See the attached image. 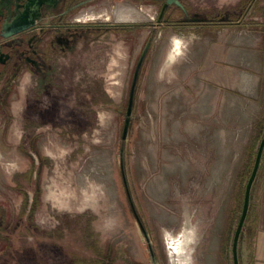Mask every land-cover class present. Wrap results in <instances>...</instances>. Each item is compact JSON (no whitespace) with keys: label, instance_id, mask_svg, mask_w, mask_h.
I'll list each match as a JSON object with an SVG mask.
<instances>
[{"label":"rangeland","instance_id":"rangeland-1","mask_svg":"<svg viewBox=\"0 0 264 264\" xmlns=\"http://www.w3.org/2000/svg\"><path fill=\"white\" fill-rule=\"evenodd\" d=\"M131 2L150 21L73 22L80 8L37 29L43 52L52 38L70 41L54 47L45 77L24 62L2 77L0 264H90L101 250V264H233L264 136V0H188L190 13L200 2L240 19L200 28ZM250 227L246 219L239 264Z\"/></svg>","mask_w":264,"mask_h":264},{"label":"flooded vegetation","instance_id":"flooded-vegetation-1","mask_svg":"<svg viewBox=\"0 0 264 264\" xmlns=\"http://www.w3.org/2000/svg\"><path fill=\"white\" fill-rule=\"evenodd\" d=\"M95 1L98 0H0V81L5 75L6 71H8L10 73V76L12 77L16 72L19 71L20 67L24 65L23 62L25 63V67L28 68L31 73L38 75L42 78L45 77L46 71L51 68V61L49 59V56L53 55L52 53H60L55 50L54 47L60 45V43L62 42L63 46L70 48V41L69 39L60 41V39L56 40L55 38L53 40L52 38V40L50 41L52 44H49V46L43 52L41 51L38 44L40 40V34L38 32L39 26L49 20L52 22H60L68 14L80 8L82 9H80V11L74 15L73 22H84L85 24L86 22H93L97 20H112L111 18H102V16L101 19L92 18L93 20H88L87 18H84L85 21L79 19V17L83 15L84 12H87L89 10H99L104 7L112 8L116 5L107 3L105 4V6H102L99 9H97V7L90 8L91 6H96L95 4L91 5ZM131 1H139L141 3H151L156 5L159 10L157 14L158 21H165L170 25H178L181 28H185L186 26H196L200 28V26L202 25L211 26L217 25L219 23L227 24L233 22L238 24V22L240 21L239 18H233V15L229 14V12L223 15L216 16L201 12L199 10L201 6L200 2H197L198 11L190 13L189 5L187 3L188 0ZM131 1L123 2L134 5ZM83 7L85 8L83 9ZM254 11L255 10H253V12ZM146 17L148 20L144 21H150V18L147 15ZM250 20L258 21L259 18L251 17ZM260 20L262 21V23H264V17H262ZM113 22L115 24L125 23L115 21ZM23 25L30 26L27 30L17 33L13 36H10L8 38L3 37L5 33L13 29L20 28ZM134 73L135 75L133 76L131 82L130 100L127 106V113L129 116L132 114L133 111V99L136 89V82L139 75V67L138 69L136 67ZM128 127L129 121L124 131L125 138L128 132ZM37 205L38 192L33 195L32 199H27V208L29 209V211L26 212L27 218L30 216V214H33ZM98 258L99 257H95L91 260ZM101 261L103 262V259H101Z\"/></svg>","mask_w":264,"mask_h":264},{"label":"crops","instance_id":"crops-1","mask_svg":"<svg viewBox=\"0 0 264 264\" xmlns=\"http://www.w3.org/2000/svg\"><path fill=\"white\" fill-rule=\"evenodd\" d=\"M246 219L251 221V227L249 235L243 238L247 245L241 264H264V149L251 187Z\"/></svg>","mask_w":264,"mask_h":264},{"label":"water","instance_id":"water-1","mask_svg":"<svg viewBox=\"0 0 264 264\" xmlns=\"http://www.w3.org/2000/svg\"><path fill=\"white\" fill-rule=\"evenodd\" d=\"M29 26L30 25H23L20 28L13 29V30L5 33L3 37L8 38V37L13 36L17 33L25 31L29 28ZM263 149H264V136L262 137V139L259 143L256 155H255V159H254L253 168H252L251 174H250L248 181L246 183V186H245L242 210H241V214L239 217V221H238V224H237L234 236H233V242H232L233 264H239L238 263V250H237L239 237H240V234L242 232L243 224H244L246 216H247V212H248V208H249V202H250L251 187H252L253 181L255 179L258 167H259V163L261 160Z\"/></svg>","mask_w":264,"mask_h":264},{"label":"bare ground","instance_id":"bare-ground-1","mask_svg":"<svg viewBox=\"0 0 264 264\" xmlns=\"http://www.w3.org/2000/svg\"><path fill=\"white\" fill-rule=\"evenodd\" d=\"M102 18H111L115 22H136L140 20H148L146 15L142 13L140 9L132 4L126 2L117 3L115 6L110 8L109 11H105L101 14ZM174 45L176 46L177 40L174 39Z\"/></svg>","mask_w":264,"mask_h":264},{"label":"trees","instance_id":"trees-1","mask_svg":"<svg viewBox=\"0 0 264 264\" xmlns=\"http://www.w3.org/2000/svg\"><path fill=\"white\" fill-rule=\"evenodd\" d=\"M10 247H8L7 248V250L6 251H9V249L12 247V249H13V246L12 245H9ZM15 248V247H14ZM11 251H13V250H11ZM98 257L100 258H98V259H94V260H91V261H89V263L90 264H101V259H104L105 258V255H104V252H103V250H101V251H99V253H98ZM73 264H84V258H77V259H74V262H73Z\"/></svg>","mask_w":264,"mask_h":264}]
</instances>
